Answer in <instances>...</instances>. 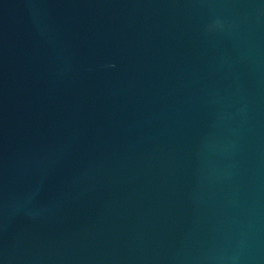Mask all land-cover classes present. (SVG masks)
I'll return each instance as SVG.
<instances>
[{
    "label": "water",
    "instance_id": "obj_1",
    "mask_svg": "<svg viewBox=\"0 0 264 264\" xmlns=\"http://www.w3.org/2000/svg\"><path fill=\"white\" fill-rule=\"evenodd\" d=\"M0 264H264V0H0Z\"/></svg>",
    "mask_w": 264,
    "mask_h": 264
}]
</instances>
